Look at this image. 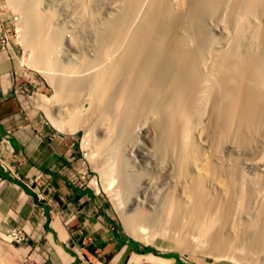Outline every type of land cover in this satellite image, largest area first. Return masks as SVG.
I'll list each match as a JSON object with an SVG mask.
<instances>
[{
  "label": "bare ground",
  "instance_id": "obj_1",
  "mask_svg": "<svg viewBox=\"0 0 264 264\" xmlns=\"http://www.w3.org/2000/svg\"><path fill=\"white\" fill-rule=\"evenodd\" d=\"M11 1L51 99L72 98L55 111L72 110V124L95 111L126 226L138 233L126 211L154 207L183 213L208 243L201 224L264 250V0ZM100 2L117 14L101 17ZM209 246L214 259L244 262Z\"/></svg>",
  "mask_w": 264,
  "mask_h": 264
},
{
  "label": "crops",
  "instance_id": "obj_2",
  "mask_svg": "<svg viewBox=\"0 0 264 264\" xmlns=\"http://www.w3.org/2000/svg\"><path fill=\"white\" fill-rule=\"evenodd\" d=\"M9 18L0 6V23ZM25 76L16 48L0 47V264H134L148 255L176 264L138 253L98 191L70 181L86 173L82 147L24 99ZM14 232L24 242L11 241Z\"/></svg>",
  "mask_w": 264,
  "mask_h": 264
},
{
  "label": "rangeland",
  "instance_id": "obj_3",
  "mask_svg": "<svg viewBox=\"0 0 264 264\" xmlns=\"http://www.w3.org/2000/svg\"><path fill=\"white\" fill-rule=\"evenodd\" d=\"M0 6L10 15L8 21L4 23L12 29L9 47L13 46L16 48L19 54L20 63L25 70L26 76L24 77V82L26 86L24 88L25 91L22 94L24 99H26L27 102L30 103V105L40 113V115L46 120L48 126L52 127L54 130H57L63 134L71 135L77 139L78 144L82 147L81 159L84 163L86 171L85 175L83 176V181L87 183L91 188L98 191V195L101 196L103 204H108V213L113 221L118 225L119 231L121 233L138 243L139 248L151 247L159 254H169L170 256L168 257L174 258L176 260V264H237L233 263V261L229 262V260L226 259L217 260L213 258L214 256L211 257L210 255H207L205 251L207 247H210L209 245L221 247L223 248L224 252L243 257V264H264V250L262 246L259 245L260 248L254 246V248L252 245H250V242L248 243V241H245L246 239L242 237L240 238V236L237 235L239 233L235 234V231L231 230L229 226H216L218 229L213 230L211 229V227H209V223H205L203 225L201 224L200 226H204V234H209V239L211 238V243H208L207 239H204L203 236L198 234L199 232L192 230V222L189 221V219L186 218L183 213L170 212L168 215L166 214L165 210L163 211L162 209L153 207V209L155 210L153 211L151 208V211L149 210V207L140 206L136 207L135 210L126 211V214L131 217H129L130 219H132L133 221L137 220L136 222H138V233L137 227L136 229H131L130 227L126 226L121 215L122 211L119 207L118 209L115 208L112 194L106 187V183H109L110 180L106 179V177L103 176L104 170L102 168L106 165H109L108 161L110 159L108 158V155L99 157L100 154H98V152L96 151L98 141L104 139V136L99 135L97 131L92 132V125L96 121L95 111H85L86 113L82 112L83 114L79 113L82 115H79L78 118L75 119L76 122L74 124L71 123L70 118V112H73L72 110L68 108L66 112L61 113L55 111L57 105H60L58 107L61 108L62 104L68 103V106L72 98L67 97L65 93L61 92V96L60 94H57L56 96L57 100L60 99L59 101L54 102V100L51 99L55 94V88L46 74L31 62L33 53L31 51V46L26 43L24 38L23 26L21 24L22 16L20 12H18V10L14 8L11 0H0ZM111 10V5H106L104 2H100L98 5V12L101 11L99 12L101 17H105L107 13L111 15L117 14L116 12H113ZM13 18H15V20H13ZM92 37L94 38L93 35ZM35 81L37 82L36 84ZM34 94L43 98L41 99L36 97L34 98V100L39 99L46 101L49 105L48 110H53L54 113H51V115H47V112L45 111L46 107L44 108V106L33 104L31 100H29V97ZM54 118H56L55 120L59 122V126H61L60 128L54 125ZM78 119L80 121H78ZM257 171L258 170H256L255 168L250 167L248 170H246V173H252L249 176H251L253 179L257 174L260 173L261 175V172L258 171V173ZM260 175H257V177ZM251 177L249 178L251 179ZM114 182L115 183H113L114 185H111V188H114L112 186H115L116 184L118 185L116 179ZM117 190V188H114V192H116ZM119 190L121 191L120 187ZM152 196L155 198V194ZM140 209L142 211H140ZM162 211L165 212L164 215L166 216L163 215ZM140 218L149 221H151V219H154V222L151 221L150 223L145 220L144 222H139L138 220H140ZM185 219H188V221ZM129 229H131V231ZM180 240L181 242H179ZM213 240L215 243L213 242ZM252 243L255 244L254 242ZM142 260L148 261L149 263L152 262V264H166L165 259L152 255L135 256L134 264ZM252 260L254 262H252Z\"/></svg>",
  "mask_w": 264,
  "mask_h": 264
},
{
  "label": "built area",
  "instance_id": "obj_4",
  "mask_svg": "<svg viewBox=\"0 0 264 264\" xmlns=\"http://www.w3.org/2000/svg\"><path fill=\"white\" fill-rule=\"evenodd\" d=\"M15 20V18H13ZM12 20V22H13ZM11 21V20H10ZM11 31L12 29L4 23H0V47L8 48L11 38ZM19 92L24 93L23 90H20ZM69 179L72 183L79 187H86L88 186L87 183L83 181V176H69ZM11 241H14L15 243H22L25 240V236L22 233L14 232L11 234Z\"/></svg>",
  "mask_w": 264,
  "mask_h": 264
},
{
  "label": "trees",
  "instance_id": "obj_5",
  "mask_svg": "<svg viewBox=\"0 0 264 264\" xmlns=\"http://www.w3.org/2000/svg\"><path fill=\"white\" fill-rule=\"evenodd\" d=\"M132 242H133V246L135 247V249H136V251L138 253H142V254H144V253H153V254H156V255L164 257V258L170 256L169 254H159L151 247L138 248V243H136L135 241H132Z\"/></svg>",
  "mask_w": 264,
  "mask_h": 264
}]
</instances>
